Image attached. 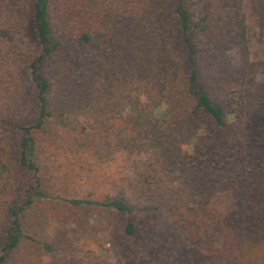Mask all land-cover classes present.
Segmentation results:
<instances>
[{"label":"trees","instance_id":"obj_1","mask_svg":"<svg viewBox=\"0 0 264 264\" xmlns=\"http://www.w3.org/2000/svg\"><path fill=\"white\" fill-rule=\"evenodd\" d=\"M244 1L0 0V124L16 137L11 147L0 136V264L23 250L58 264L55 240L29 214L47 197L38 172L50 146L99 164L151 152L169 191L185 192L191 215L201 212L208 241L220 246L215 264H264V98L240 119L233 96L219 100L235 82L228 52L237 48L242 68L253 69L248 33L254 25L264 32V0H252L250 24ZM234 144L246 165L226 171L219 208L210 193L215 172L235 166ZM14 158L34 177L22 200ZM88 203L56 202L54 217L74 219ZM100 205L132 211L122 200ZM145 209L170 210L173 219L181 210L167 200ZM140 232L127 219L123 239L109 235L108 243L130 264H194L151 257Z\"/></svg>","mask_w":264,"mask_h":264},{"label":"rangeland","instance_id":"obj_2","mask_svg":"<svg viewBox=\"0 0 264 264\" xmlns=\"http://www.w3.org/2000/svg\"><path fill=\"white\" fill-rule=\"evenodd\" d=\"M25 2L29 3V0ZM251 2L245 0L243 4L248 24L253 22L250 18ZM247 43L249 59L254 63V68L243 69L239 50L231 49L228 58L235 82L229 83L226 88L229 93H222L219 97L222 101L225 95L233 96L239 105L235 113L239 119L240 115L249 116L257 100L264 98V32L254 25L248 33ZM240 109H243V113H240ZM0 136H5L11 147L15 146V134L1 124ZM231 149L235 150L237 156L235 166L226 164V170L222 168L215 172L210 193L213 204L219 208L227 205L228 189L223 184L226 171L234 174V170L240 171L246 165L239 145L234 144ZM11 153L15 155L16 152L11 150ZM12 161L15 199L22 200L25 189L34 183V177L17 164L15 158ZM40 162L38 176L48 179L47 197L36 201L29 214L36 223L35 230L41 234L45 232L55 240L58 264H130L124 253H114L115 247L108 243L109 235L118 241L123 239L127 219L139 227L141 244L150 248L149 253L153 258L167 263L192 259L194 264H206L220 256V246L208 241L213 236L204 233V224L198 215L201 212L193 210L191 215V209L186 208L185 192L180 189L176 193L169 191L170 186L154 164L151 152L134 156L124 153L108 163L99 164L90 158L74 156L72 152L50 146L40 155ZM247 166L253 168L255 164L249 162ZM69 199L89 200V203L81 205L83 210L74 219L61 221L54 217V203L59 202L63 209L65 200ZM111 200L124 201L132 209L131 213L100 205ZM164 200L181 209L175 212L174 219L170 205V210L165 212L146 211V207L161 205ZM124 240L135 243L134 237H124ZM47 260L49 264H55L54 259L49 261L45 256L38 258L23 250L17 253L11 264H46Z\"/></svg>","mask_w":264,"mask_h":264}]
</instances>
